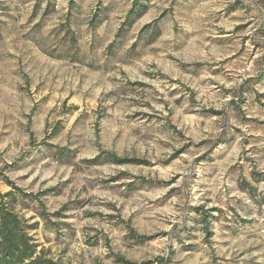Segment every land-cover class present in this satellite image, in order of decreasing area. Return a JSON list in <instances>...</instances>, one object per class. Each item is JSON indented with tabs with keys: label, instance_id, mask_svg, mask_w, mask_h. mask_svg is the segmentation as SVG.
<instances>
[{
	"label": "clouds",
	"instance_id": "clouds-1",
	"mask_svg": "<svg viewBox=\"0 0 264 264\" xmlns=\"http://www.w3.org/2000/svg\"><path fill=\"white\" fill-rule=\"evenodd\" d=\"M0 264H264V0H0Z\"/></svg>",
	"mask_w": 264,
	"mask_h": 264
}]
</instances>
